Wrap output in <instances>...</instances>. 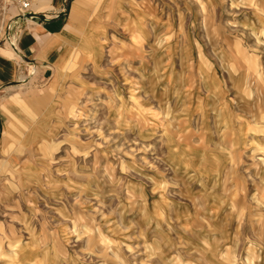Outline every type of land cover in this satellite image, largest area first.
<instances>
[{
	"label": "rangeland",
	"instance_id": "rangeland-1",
	"mask_svg": "<svg viewBox=\"0 0 264 264\" xmlns=\"http://www.w3.org/2000/svg\"><path fill=\"white\" fill-rule=\"evenodd\" d=\"M97 5L1 174L0 264H264V0Z\"/></svg>",
	"mask_w": 264,
	"mask_h": 264
},
{
	"label": "crops",
	"instance_id": "crops-1",
	"mask_svg": "<svg viewBox=\"0 0 264 264\" xmlns=\"http://www.w3.org/2000/svg\"><path fill=\"white\" fill-rule=\"evenodd\" d=\"M97 6V0H34L31 19L15 9L7 23L0 46V198L1 174L15 152L32 151L31 141L55 113L65 69Z\"/></svg>",
	"mask_w": 264,
	"mask_h": 264
},
{
	"label": "built area",
	"instance_id": "built-area-1",
	"mask_svg": "<svg viewBox=\"0 0 264 264\" xmlns=\"http://www.w3.org/2000/svg\"><path fill=\"white\" fill-rule=\"evenodd\" d=\"M5 3L12 4L17 10L18 14L25 19L32 18V8L34 0H4Z\"/></svg>",
	"mask_w": 264,
	"mask_h": 264
}]
</instances>
